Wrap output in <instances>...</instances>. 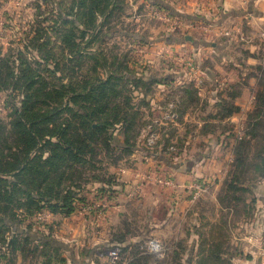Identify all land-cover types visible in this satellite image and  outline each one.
Segmentation results:
<instances>
[{"label":"crops","instance_id":"0c3cea01","mask_svg":"<svg viewBox=\"0 0 264 264\" xmlns=\"http://www.w3.org/2000/svg\"><path fill=\"white\" fill-rule=\"evenodd\" d=\"M169 4L163 7L169 11L166 18L187 32L181 38L166 42L165 55H158V62L143 61V66L138 69L140 76L154 80L157 87V93L150 99L149 115L159 117L161 109L156 110L155 106L162 105L165 100L166 103L175 100L179 120L170 134H194L190 137L196 142L195 148L187 144L190 140H185L187 146L176 157L180 162H165L168 169L165 174L159 166H148L151 161L144 156L139 163L134 161L133 167L119 168L113 191L100 196L93 191L87 194L89 203L105 206L100 216L90 213L82 218L71 213L65 217L70 224H62L55 231L62 241L71 235V243L85 246L93 260L95 256H107L109 248H105L103 254L98 249L110 244L112 233L120 229L130 209L135 208L140 214V207L148 206L146 216H150H145L142 226L151 228L150 236L165 229L177 234L179 226L172 218L199 212L202 219L186 224V229L183 226L181 242L178 237L167 243L161 242L167 253L166 262H170L168 254L178 250L181 264H204L210 260L211 248L217 247L214 264H264V176L250 185L251 191L248 189L244 217L226 220V216L229 218L234 213V207L223 203L227 193L225 181L232 170L237 140L264 115V108L263 111L258 108L256 97L260 83L258 70L262 69L264 53V0H170ZM187 36L189 40H186ZM148 49L160 54L154 46ZM152 67L164 71L163 78L155 79L151 74L145 78V71ZM184 138L188 139V135ZM193 149L200 152H193ZM187 156L189 161L183 169V160ZM151 158L155 159V156ZM153 161L154 165L161 162ZM171 176L172 186L165 187L156 181L157 177L167 179ZM196 180L209 184L196 204L203 203L204 208L197 213L198 209H193L188 198V186ZM158 206L166 208L168 220L154 217L153 212ZM208 210L213 214L209 221L206 220ZM211 230H225L226 234L211 238ZM139 242L137 239L126 240L130 245ZM155 256L163 259L162 254Z\"/></svg>","mask_w":264,"mask_h":264},{"label":"rangeland","instance_id":"374dc122","mask_svg":"<svg viewBox=\"0 0 264 264\" xmlns=\"http://www.w3.org/2000/svg\"><path fill=\"white\" fill-rule=\"evenodd\" d=\"M90 1L0 0V58L8 54L12 59H18L20 57L18 53L22 51L31 63H34L32 60H38L41 76L47 80L48 84L72 81L78 92H83V84L87 85L90 96L93 98L89 102V107L94 109L93 118L97 122L107 119L110 122L114 115L111 117L109 115L113 113H116V118L123 116L131 121L128 140L140 154H137L136 150L130 152L127 148L119 149L111 145L107 146V131L102 129L92 136L90 144L94 148V153L88 155V162H76L71 164L70 168H66L65 176L69 179L65 180L62 186L80 183V189L85 190L84 194L88 193L87 188L98 185V182L101 184L102 180L106 183L109 180L118 182V169L133 167L134 161L138 160L139 163L143 156L151 161L148 166L155 168L159 166L161 173L165 174V162H180L176 157L183 151V147L187 146L185 140H190L191 143L187 141V144L193 145L194 148L196 143L194 138L190 137L194 134L183 133L182 135L173 134L175 136H171L169 132L168 136H164L159 148L150 150L145 148L143 144L146 125L151 119L154 120L158 117L157 115L150 116L148 113L150 99L157 93V87L154 82L145 83L144 81L141 83L142 81L137 80L134 76H140L141 71L138 68L143 66V61H150L149 59H151L150 63L152 64L154 60L158 62V55H165L167 41L181 38L187 32L184 27L181 25L178 26L179 28L175 27V23L166 18L169 16V11L163 7L164 5L170 6V0H115L116 5L112 6V11L105 21L103 16L108 11V7L104 8V2H102L95 9V12L90 14ZM159 3H162V6ZM108 5L110 7V4ZM92 6L91 4V8ZM63 22L66 23L63 24ZM38 26L42 29L40 41L45 44L44 49L39 53V57L36 56L35 48H32L30 42L29 49L26 48V44L34 36ZM68 31L72 35L71 41L74 42V47L66 41L71 38V35L68 36L67 34ZM138 42L142 45L139 46ZM150 46L160 50V54L158 51L157 54L150 52L148 49ZM141 47L148 50L145 51ZM76 49L84 50V52L76 53ZM100 62H103L104 68ZM258 71L260 83L257 93L261 96L264 93V53L262 54V69ZM120 73L125 74L122 79L119 77ZM144 74L145 78L151 74L154 75L155 79H158L163 78L165 72L157 71L155 67H152ZM107 77L105 87L94 85L98 80L102 81ZM7 95L8 91H0V119L5 123L9 120L10 112ZM15 98L18 102L19 96H15ZM82 103L84 104V101ZM260 104H264V100L263 102L260 100ZM129 106L132 108H128ZM159 108L161 109V105L155 106L156 110ZM261 116L263 117L259 118V123L253 127L255 137L248 142L244 151L247 159L245 172L239 173L237 189L229 190L226 200H223L226 206L234 207V213L229 218L226 216V220L232 221L246 215L245 201L248 196V189L251 191L250 185L260 179L264 165L261 161L264 158V153H261L262 157L258 155L261 149L264 151V115ZM117 128H119L118 125ZM78 131L81 134L84 132L82 127ZM187 135L188 139H185L184 137ZM115 136L126 142L121 132L120 134L115 133ZM13 137L9 138V142ZM166 139L169 141H164ZM171 142H174L175 145L174 152L166 150ZM2 144L0 146H3ZM163 144L168 146L165 148ZM193 152L197 153L200 150L193 149ZM153 154L155 159L151 158ZM155 160L161 162L154 165L152 161L156 162ZM187 161H189V156L183 160V169ZM70 172H72L71 177L69 176ZM70 190L77 192L79 188L74 186ZM188 191L190 190L188 189ZM81 194L83 195V193ZM198 200L199 198L192 202L193 209H198L196 213L204 208L203 203L196 205ZM76 204L78 207L74 211L76 214L73 212V215L85 218V214L78 213L84 204ZM140 208L142 209L140 214L135 208L130 209L127 213L128 217L122 221L119 231H114L118 235L121 234L124 240L137 239L142 241L139 249L134 248L135 245H131L125 253L120 251L117 264H127V260L131 258L134 260L140 256V260L145 264H155V261L157 264L166 263L167 253L164 252L163 247L160 251L153 252L148 250L144 243L153 238L162 244L175 240L177 237L178 241L181 242L183 226L186 229V224H194L202 219L199 212L196 215H186L185 217L176 215L172 218V222L179 226L177 234L173 230L165 229L150 236L151 228L142 226L145 222L148 206L143 205ZM17 212H19V216H17L19 221L17 219L15 223L19 230L27 231L29 236L36 240L49 241L52 246L46 247L42 246L40 242L28 241L23 243L22 248V243L19 242L17 245L22 248L21 251L13 252L12 247L4 243L6 238L9 240L11 232L9 228L1 226L0 223V264H112L107 256H95L93 260H90L88 249L83 245L80 247L71 243L69 239L71 235L63 241L60 239L55 230L62 224L64 226L70 224L71 221H67L65 218L67 215L59 212L54 213L50 210L26 214L23 209H17ZM153 215L158 220L164 218V220H168L166 208L163 206H158ZM206 215L209 217L206 219L207 221L212 220V210H208ZM148 216L150 214H147L146 218ZM94 218L95 216H93ZM124 222L129 225L127 228L126 226L123 228ZM225 234V230H211L209 237L213 238L215 235L222 236ZM53 245L58 247H53ZM105 248L115 247L101 246L98 252L103 254ZM216 249L214 248V250ZM157 253L162 254L163 259L156 257ZM168 256H172V254H168ZM208 264H214V261L209 260Z\"/></svg>","mask_w":264,"mask_h":264},{"label":"trees","instance_id":"16d2710c","mask_svg":"<svg viewBox=\"0 0 264 264\" xmlns=\"http://www.w3.org/2000/svg\"><path fill=\"white\" fill-rule=\"evenodd\" d=\"M114 1L91 0L90 14H93L95 9L104 2V8L108 7V13H104L103 16L105 21L112 11V6L116 5ZM91 4L93 5L92 8ZM108 4H110V7ZM65 23L63 22V24ZM41 30L38 26L34 36L26 44L28 50L30 42L38 57L45 47V44L40 41ZM67 34L68 36L71 35L70 31ZM71 40L72 35L66 41L74 47L75 44ZM78 52L83 53L84 50L76 49V53ZM18 54L20 55L18 59H12L8 54L0 58V91H8L7 97L10 104L9 120L5 123L0 119V145L3 143V146H0V223L1 226L9 228L11 232L9 240L6 238L4 243L11 246L13 252L21 251L23 243L28 241L40 242L42 246L46 247L52 246L49 241L31 238L27 231L19 230L16 227L15 222L18 219L17 216H19L17 209H23L26 214L50 210L54 213L59 212L70 215L77 210L78 204L76 203L87 204L89 202L87 200L89 191L95 192V195L98 196L113 191L112 189L117 183L110 180L107 183L102 180L101 184L98 182V185L87 188L88 193L85 194V190L80 189V183L75 185L70 183L62 186L63 182L69 179L65 176L66 168H70L69 166L76 162H88V155L94 153V148L90 144L92 136L102 131V129H106L107 146L111 145L119 149L127 148L130 152L136 150L135 146L128 140L129 125L131 124L129 119L123 116H117V119L116 113H113L109 115L110 117L114 115L113 120H109L110 122L107 121L108 119L97 122L93 118L94 109L89 107V102L93 98L90 96L87 85L83 84V92H78L72 81L48 84L47 80H44L41 76L38 60H32L34 63H31L22 51H19ZM100 64L104 68L103 62H100ZM124 75L120 73L119 77L122 79ZM131 75H133L132 72ZM134 78L142 81L141 83L144 81L145 83L154 82V80L144 79V76H134ZM140 78L143 79L140 80ZM107 80L108 77L102 81L98 80L94 85L105 87ZM15 96H19L18 102H16ZM256 97L258 108L262 110L264 104H260V100L263 102L264 93L261 96L257 93ZM166 101L161 105V111L164 110ZM128 108L132 107L129 106ZM177 111L179 113L178 109ZM262 114H264V111ZM259 121V119L255 120L252 128L237 140L233 150L232 170L229 179L225 181L227 193L223 200H226L229 190L237 189L239 173L243 174L245 172L247 159L244 151L250 139L255 137L253 127ZM117 125L119 128H117ZM80 127L84 130L82 134L78 131ZM120 132L126 142L115 136V133L120 134ZM12 136L14 137L9 142V138ZM248 136H250L249 139H247ZM167 144H163V146L166 148ZM261 153H264L263 149L259 151V157H262ZM261 161L264 164V158ZM69 176H72V172ZM262 176H264V165L260 178ZM74 186L79 188L77 192L70 190ZM234 198L238 199L237 197ZM126 224L123 223V228L129 226ZM116 230L119 231V229ZM115 232L111 235L109 245L110 247H117L121 253H125L131 245L126 243L121 234L118 235ZM19 242L22 243V248L17 245ZM141 242L134 244V248L139 249ZM214 248L217 247L211 248L208 256L211 261H214L215 254L218 253V248L216 250ZM178 252V250H173L170 262H162L161 264H181L178 260ZM140 258L134 260L131 258L127 260V264H145ZM154 263L157 264V261ZM204 264H208V261Z\"/></svg>","mask_w":264,"mask_h":264},{"label":"built area","instance_id":"2783aa9c","mask_svg":"<svg viewBox=\"0 0 264 264\" xmlns=\"http://www.w3.org/2000/svg\"><path fill=\"white\" fill-rule=\"evenodd\" d=\"M158 118V119H157ZM155 118L154 120H150L149 123L146 125L145 132H144V139L143 144L144 147L147 149H156L159 148L162 144L164 136H168L169 132L172 128L177 126L179 120V113L177 111V102L173 99H170L166 104L164 110L161 111L159 117ZM174 142H171L170 145L167 147L166 150L175 151ZM158 183H161L165 187L172 186L173 181L171 178H160L157 177L156 180ZM208 183L204 180H196L194 181L189 188V200L190 202L196 201L200 198L207 190H208ZM136 189H138L136 187ZM104 205L101 203L93 202L87 203L80 207L78 213L80 214H90L93 213L96 217L102 214L104 209ZM146 248L153 252H158L161 249V245L157 240L150 239L144 243ZM119 248H111L107 252V256L112 264H117L119 260Z\"/></svg>","mask_w":264,"mask_h":264},{"label":"water","instance_id":"95a60500","mask_svg":"<svg viewBox=\"0 0 264 264\" xmlns=\"http://www.w3.org/2000/svg\"><path fill=\"white\" fill-rule=\"evenodd\" d=\"M189 39H190L189 36H187V37H186V40H189Z\"/></svg>","mask_w":264,"mask_h":264}]
</instances>
